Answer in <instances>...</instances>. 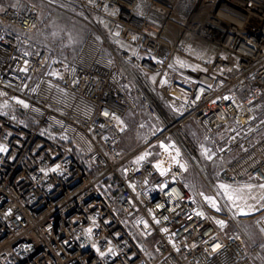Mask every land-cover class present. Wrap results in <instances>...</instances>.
<instances>
[{
    "label": "built area",
    "instance_id": "1",
    "mask_svg": "<svg viewBox=\"0 0 264 264\" xmlns=\"http://www.w3.org/2000/svg\"><path fill=\"white\" fill-rule=\"evenodd\" d=\"M64 1L106 24L123 60L92 33L72 59L52 58L28 37L40 8L0 1V144L9 148L0 153V264H254L243 238L227 232V215H195L202 211L184 170L170 165L161 177L133 161L151 152L156 163L160 143L192 120L214 150L224 149L216 152L225 160L220 183L264 182V0ZM128 63L174 121L140 78L123 74ZM132 110L152 130L123 151L120 124ZM166 180V191H151Z\"/></svg>",
    "mask_w": 264,
    "mask_h": 264
},
{
    "label": "rangeland",
    "instance_id": "2",
    "mask_svg": "<svg viewBox=\"0 0 264 264\" xmlns=\"http://www.w3.org/2000/svg\"><path fill=\"white\" fill-rule=\"evenodd\" d=\"M3 4L12 7H21L25 3H34L40 8V22L37 28L29 34V38L37 45L46 47L50 51V57L55 59H72L78 48L84 41L88 33L94 34L103 48L110 54L114 61L121 62L122 55L118 49L123 48V44L113 40L108 34V26L97 20L88 11L75 7L64 0H0ZM173 31L172 26L168 28ZM121 67L123 74L133 77L132 72L144 82L148 87L152 97L158 104V108L166 114L167 120L172 122L176 119V114L170 111L165 101L159 93L149 84L145 73L136 71L132 67ZM135 101V97H132ZM5 102L0 101V104ZM167 120L156 123L162 126ZM121 149L130 150L139 144L152 130V122L141 110L129 111L121 121ZM168 145H175L169 152H165L159 147L156 157L163 163L164 167H169L170 155L175 154V150H180V162L186 165L183 174V181L189 192L194 196L198 208L204 212H215L227 215L228 233L240 236L245 242L248 256L254 264H264V189L259 187L264 182L256 179H247L239 185L232 186L239 189L233 192L240 199L237 201L239 207H233L223 195H218L219 190L216 185L217 173L223 162L215 155L212 161H208L201 155V145L210 147L212 144L206 138L202 128L195 121H187L176 127L164 141ZM251 184V190L243 186ZM216 196L221 210L212 208L200 193ZM251 208L256 209L251 211ZM243 208L247 214H241Z\"/></svg>",
    "mask_w": 264,
    "mask_h": 264
},
{
    "label": "snow or ice",
    "instance_id": "3",
    "mask_svg": "<svg viewBox=\"0 0 264 264\" xmlns=\"http://www.w3.org/2000/svg\"><path fill=\"white\" fill-rule=\"evenodd\" d=\"M24 63H25V65H27L28 64V61L26 60V61H24ZM184 66H185V64L183 62H181L180 63V67H184ZM169 67L172 68L173 65H169ZM21 71L22 72H27L28 69L27 68H22ZM50 75L51 76H56L57 74L56 73H50ZM160 82L162 84H167L168 83L167 80H161ZM209 87H211V86L209 85ZM31 91L35 92V91H37V89L33 88V89H31ZM13 99H15L16 102L19 105L23 106L24 108H29V104L27 102H25V100L19 99V98H13ZM197 99H199V97ZM223 99L225 101L231 100V98L230 97H227V96L223 97ZM216 102L217 101H214L213 103H216ZM2 107H7V101H5V103L3 105H0V108H2ZM41 135L44 136V135H46V133L42 131L41 132ZM64 139H67V137H64ZM232 139L235 140V137H233ZM159 147L161 149H163L165 152H169V150L171 148H175V145L174 144L173 145H168V144H166L165 142L162 141L160 143ZM201 148H202L201 155L204 158H206L208 161H212L213 160V158L216 155V152L217 151H219V152H223L224 151L223 148H219V149L213 150L210 147H207V146H204V145H201ZM7 152H9L8 146L7 145H4V144H0V153H7ZM180 155H181L180 154V150L179 149H176L175 150V154L170 155L169 156V159L171 161L172 166H174L178 170L183 171V170H185L186 165L184 163H181L180 162V159H179L180 158ZM151 158H152V153L151 152H144L141 155H139L138 157H136V159L133 161V163H135L137 165L143 164V165H146L147 167H151L161 177H166L167 175H169L172 172V170H173L172 167H164L163 166V163L161 161H158V160L156 161V163L153 164V163L150 162ZM59 170H60V166L59 165H56V167H53V168L48 169V171L53 172V173H55V172H57ZM41 171L43 172L45 170L44 169H41ZM122 171H123V173L125 175L128 174V169L127 168L123 169ZM217 176H219V173H217ZM176 179H177L176 176H172V182H174ZM145 183H147V181H145ZM169 186H170V182L166 180L165 183H162V184L157 185L155 188L151 189V191H153V192H156V191H166L169 188ZM129 187L133 188V190H134V187L135 186L130 183L129 184ZM216 187L219 190H221L220 193H218V195H223L226 198V200L233 207H239L237 201L240 199V197L238 195H233V192H238L239 189H233L231 185L226 184V183H223V182L217 184ZM243 187L246 188V189L251 190L253 188V185L248 184V185H245ZM259 187L261 189H264V184H260ZM200 196H202L203 199L212 208L216 209L217 211H220L221 210V206L218 204V200H217V197L216 196L206 195L203 192L200 193ZM162 207H163V205H159V204L157 205V208H162ZM249 208H250L251 211H255L256 210L254 208H251V206H249ZM240 212H241V214H247V213L244 212L243 208H240ZM195 215L198 216V217H201V216L204 215V213L203 212H196ZM153 219H154V217H153ZM164 219L165 220H168V217H164ZM154 222L156 224H159L160 223L159 220H155V219H154ZM104 223L107 224L109 222L108 221H104ZM217 223L221 227H223V225H224V222L223 221H217ZM143 226L145 228H148L149 227L148 222L147 221H143ZM85 231H86V233L91 234L93 232V229L92 228H88ZM161 231L162 232H167L168 229L167 228H162ZM92 247H96V246L95 245H92ZM217 248H219V245H217L216 248L213 249V251H216ZM108 252L111 253L112 255H116V253L111 248L108 249ZM100 255L101 256H104L105 253L104 252H101Z\"/></svg>",
    "mask_w": 264,
    "mask_h": 264
}]
</instances>
